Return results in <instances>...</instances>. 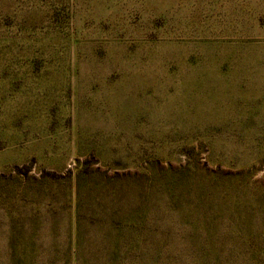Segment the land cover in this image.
Returning <instances> with one entry per match:
<instances>
[{
	"label": "rangeland",
	"instance_id": "1",
	"mask_svg": "<svg viewBox=\"0 0 264 264\" xmlns=\"http://www.w3.org/2000/svg\"><path fill=\"white\" fill-rule=\"evenodd\" d=\"M202 243L264 264V0H0V264Z\"/></svg>",
	"mask_w": 264,
	"mask_h": 264
},
{
	"label": "trees",
	"instance_id": "2",
	"mask_svg": "<svg viewBox=\"0 0 264 264\" xmlns=\"http://www.w3.org/2000/svg\"><path fill=\"white\" fill-rule=\"evenodd\" d=\"M85 173L86 172L84 171V174L80 173V172L75 174V186L73 187V189L75 190V192L78 195L80 194V191H81V188H82L79 185L80 181L82 179H84V189L83 190H88L89 192L97 191L99 189L103 190V187H100L98 185H97L98 186L97 187L94 183H90L89 185H87L86 182H88V179L85 176ZM152 183H154V182H151V184ZM138 220H139V218L136 219L137 223H135L136 225H134L137 233L141 231L140 227H142L140 225V222H138ZM120 224L121 223H118L117 227H121ZM134 227H132V228L134 229ZM252 244H253V248L255 250L264 251V243H255V244L252 243ZM203 246H204V250L200 251V253L198 254V257H196L197 264H210V262H213L212 264H223L221 253L216 251V248L213 245H211V250L207 249L206 244L205 245L203 244ZM72 258L75 259V260H79V255L73 256ZM68 260L70 262V259H68ZM253 262H255L253 264H261L262 261H261L259 256H256V259Z\"/></svg>",
	"mask_w": 264,
	"mask_h": 264
}]
</instances>
